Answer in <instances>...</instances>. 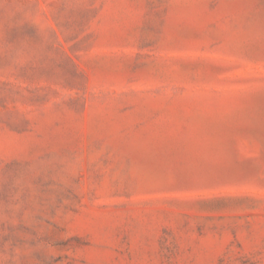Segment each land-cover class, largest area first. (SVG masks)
Masks as SVG:
<instances>
[{
  "label": "rangeland",
  "instance_id": "1",
  "mask_svg": "<svg viewBox=\"0 0 264 264\" xmlns=\"http://www.w3.org/2000/svg\"><path fill=\"white\" fill-rule=\"evenodd\" d=\"M0 264H264V0H0Z\"/></svg>",
  "mask_w": 264,
  "mask_h": 264
}]
</instances>
